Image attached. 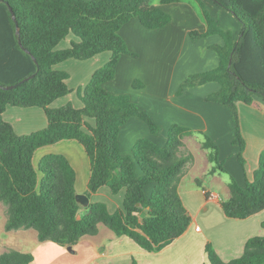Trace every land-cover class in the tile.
Returning <instances> with one entry per match:
<instances>
[{
  "label": "trees",
  "instance_id": "1",
  "mask_svg": "<svg viewBox=\"0 0 264 264\" xmlns=\"http://www.w3.org/2000/svg\"><path fill=\"white\" fill-rule=\"evenodd\" d=\"M197 1L207 30L192 31L191 39L196 42L218 35L222 43L212 48L218 53L219 64L190 74L177 94L207 83L218 84V90L206 100L229 109L236 131L233 143L239 147L237 157L244 168L246 140L238 103L252 104L255 96L264 99V0H210L240 23L242 32L237 39L212 17L205 0ZM133 18L147 29L165 27L172 20L171 14L162 6H154L152 0H0V200L8 206L6 230L33 228L40 241L72 246L85 235L97 234L99 225L104 224L143 248L158 251L190 225L192 216L183 203L179 184L194 155H181L180 150L185 136L194 131L175 123L164 145L144 137L134 143L131 154L124 155L120 149L121 129L132 117L144 120L154 136L161 129L128 94H113L105 88L115 78L122 55L136 56L119 33ZM71 35L77 41L59 48ZM104 52L111 53L110 59L77 91L83 106L77 108L71 102L54 106L72 92L68 85L71 74L57 66L72 59L89 60ZM133 87L141 89L143 83L134 81ZM8 106L43 109L47 126L18 134L3 119ZM62 140H75L86 150L91 163L87 194L103 187L113 194L125 190L122 207L112 212L105 202L91 201L81 216L77 174L66 155L48 153L34 164L38 149ZM203 146L212 149L209 158L215 166L211 171L227 172L217 143L206 135ZM197 183L203 187L199 179ZM229 185L231 197L221 202L227 217L245 219L264 210V151L253 180L246 178L240 184L231 177ZM206 251L210 264H264V235L250 237L243 254L228 262L210 243ZM33 260L32 253L16 249L0 254V264H30Z\"/></svg>",
  "mask_w": 264,
  "mask_h": 264
},
{
  "label": "crops",
  "instance_id": "2",
  "mask_svg": "<svg viewBox=\"0 0 264 264\" xmlns=\"http://www.w3.org/2000/svg\"><path fill=\"white\" fill-rule=\"evenodd\" d=\"M204 3L224 30H231L234 38H239L242 26L235 16L210 0ZM152 4L162 6L170 13L171 22L159 29H147L137 18L125 24L119 33L136 56L122 55L115 78L108 81L105 88L113 94H128L161 127L159 135L154 136L144 120L130 118L120 132V149L124 155L131 154L139 138H152L164 145L172 124L177 123L194 131L185 136L184 146L180 150L181 155L192 153L194 160L186 164L179 184L180 195L192 221L181 236L158 251H149L129 236L117 235L104 224L99 225L97 234L81 237L69 249V246H61L51 240L40 241L38 232L33 228L8 231L3 216L0 221V224L3 223L0 246L9 245L7 249L32 253L34 260L30 264H210L206 251L208 243L223 261L228 262L243 254L250 237L264 235V210L245 219L231 218L225 215L221 204L231 197V177L244 184L246 178L253 180L254 171L259 166V158L264 151V99L255 96L252 104L238 103L240 125L246 140V165L242 168L237 157L239 147L233 143L236 131L229 109L206 100L208 94L218 90V84L207 83L188 88L182 95L177 94L181 83L190 74L218 66L219 56L212 46L221 44V38L209 35L196 42L192 41V31L204 33L207 30L197 0H182L166 5H162L160 0H152ZM103 54L79 61V66L75 65L88 73L86 83L95 70L110 59L111 53L102 62L103 59L98 57ZM89 61H94V67L96 64L100 66L90 68ZM63 63L57 68L67 71L62 67ZM137 78L145 83L140 90L133 87ZM74 94H77V98ZM68 102L77 108L83 106L78 93L73 90L57 100L54 106ZM3 119L12 124L18 134L42 129L48 123L43 109L36 107L21 109L8 106ZM87 121L94 125L92 119ZM206 135L217 143L219 159L227 172L211 171L215 163L209 158L212 149L203 146ZM48 153L66 155L76 170L77 192L86 194L90 202H105L112 212L122 207L125 190L113 194L109 188L103 187L96 193L87 194L91 163L79 142L62 140L43 146L35 152L34 164ZM37 154L39 156L36 159ZM197 179L203 187L198 186ZM84 208L80 210L81 216Z\"/></svg>",
  "mask_w": 264,
  "mask_h": 264
},
{
  "label": "rangeland",
  "instance_id": "3",
  "mask_svg": "<svg viewBox=\"0 0 264 264\" xmlns=\"http://www.w3.org/2000/svg\"><path fill=\"white\" fill-rule=\"evenodd\" d=\"M72 40H74V41H77V38L74 36V35H71V36H69L67 39H65V40H63L61 43H60V45H59V48H67V47H69L70 45H71V41ZM105 54H103V56H99L98 58H102L103 59V61L102 62H104V60H105V57H106V55H108V54H110L109 52H104ZM107 53V54H106ZM101 55V54H100ZM90 60V59H89ZM97 61H99V60H97ZM95 62H96V60H95ZM81 62H79V61H76V60H70V61H68V62H65V63H63L62 64V67L64 68V69H66L70 74H71V78L69 79V81H68V85H69V87L74 91V92H76L77 93V91H78V89H80L81 87H83L84 86V84L86 83V80H87V78L89 77V75H88V73H86V71L85 70H80L78 67H76L75 65H78L79 66V64H80ZM88 64H90V68H93L94 67V65L93 64H95L94 63V61H89L88 62ZM88 64H86V65H88ZM82 65H85V64H82ZM97 66H100V65H95V67L94 68H96ZM101 67V66H100ZM90 70V69H89ZM89 72V71H88ZM135 81H140V82H142L143 83V87H144V85H145V83L143 82V80L142 79H136ZM209 84V83H208ZM142 87V88H143ZM197 87V86H196ZM141 88V89H142ZM192 88V87H191ZM179 89V88H178ZM188 89V88H187ZM186 89V90H187ZM140 90V89H139ZM185 90V91H186ZM75 96L74 97H76L77 98V94H74ZM178 95H182V94H178ZM14 107H17V108H21L22 109V107H18V106H14ZM36 108H38V107H36ZM142 108V107H141ZM147 111V110H146ZM151 115V114H150ZM38 126H40V125H38ZM181 151H182V147H181ZM224 151H226L225 149H224ZM38 156H39V154H37V156H36V159L38 158ZM38 162H36V164H37ZM7 208H6V207ZM4 208V209H3ZM3 216H5L4 217V222H5V220H6V222H7V219H8V206L4 203V202H2L1 200H0V221H1V219L3 218ZM6 222H5V225H6ZM2 227H3V223H1L0 224V232L2 231ZM3 233V232H2ZM4 234V233H3ZM7 248H9V245L7 246V247H5V246H2V244H1V246H0V254L1 253H3V252H5V251H7L8 249ZM12 249V248H11Z\"/></svg>",
  "mask_w": 264,
  "mask_h": 264
},
{
  "label": "water",
  "instance_id": "4",
  "mask_svg": "<svg viewBox=\"0 0 264 264\" xmlns=\"http://www.w3.org/2000/svg\"><path fill=\"white\" fill-rule=\"evenodd\" d=\"M29 78L27 79H24L23 81H21L20 83L18 84H22L23 82H25L26 80H28ZM18 84H15V85H10L8 86V88H13L15 86H17ZM76 198H77V201L84 207H87L89 204H90V198L86 195V194H81V193H78L76 195ZM69 249H71V246H69Z\"/></svg>",
  "mask_w": 264,
  "mask_h": 264
}]
</instances>
